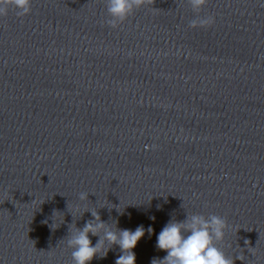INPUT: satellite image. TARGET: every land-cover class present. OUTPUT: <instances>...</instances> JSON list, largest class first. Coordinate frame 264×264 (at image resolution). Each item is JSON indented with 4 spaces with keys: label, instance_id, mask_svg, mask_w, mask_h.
<instances>
[{
    "label": "water",
    "instance_id": "95a60500",
    "mask_svg": "<svg viewBox=\"0 0 264 264\" xmlns=\"http://www.w3.org/2000/svg\"><path fill=\"white\" fill-rule=\"evenodd\" d=\"M207 15L212 27H189ZM108 19L106 0L0 17V264H73L69 229L91 211L144 227L136 264L163 259L158 234L187 214L226 218L217 247L264 264V0L200 13L154 0Z\"/></svg>",
    "mask_w": 264,
    "mask_h": 264
},
{
    "label": "clouds",
    "instance_id": "9594fccd",
    "mask_svg": "<svg viewBox=\"0 0 264 264\" xmlns=\"http://www.w3.org/2000/svg\"><path fill=\"white\" fill-rule=\"evenodd\" d=\"M187 2L196 13H200L208 4V0H187ZM31 3L32 0H0V17H6L10 10L14 11L17 17L29 15ZM153 4L154 0H106L107 13L110 17L106 23L111 28H117L137 9ZM214 24L213 15L198 16L189 22V27L207 29ZM87 196L88 193L82 192L79 194V199L84 201ZM67 207L72 206L67 205ZM160 207L158 204L157 208ZM112 208L118 210L116 205ZM91 216L92 219L86 221L82 228L73 226L69 229L66 244L72 249L73 264H90L94 258H104L114 245H118L121 252L115 264H136L133 249L145 235L144 227L139 226L134 231L115 229L114 225L103 221L97 211H91ZM151 219L154 220L155 217ZM63 222L64 217L61 223ZM228 227L226 218L216 214L207 217L202 214H187L181 221L171 219L158 234L156 243L157 249L165 251L167 255L163 259H154L152 264H234V259L227 256L216 244L223 240ZM147 232L152 234L153 229L149 227ZM90 235L98 237L94 246ZM247 243L246 240L245 244ZM249 251L254 254V249Z\"/></svg>",
    "mask_w": 264,
    "mask_h": 264
}]
</instances>
